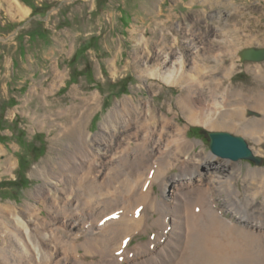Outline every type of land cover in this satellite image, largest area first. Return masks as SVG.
Masks as SVG:
<instances>
[{"label": "bare ground", "instance_id": "obj_1", "mask_svg": "<svg viewBox=\"0 0 264 264\" xmlns=\"http://www.w3.org/2000/svg\"><path fill=\"white\" fill-rule=\"evenodd\" d=\"M7 2L14 7L13 0ZM138 53L134 51L130 62H135L133 68L139 76L182 86L176 105L188 124L233 131L240 127L255 144L263 141L264 110H260L262 118L256 115L249 120L247 109L235 103L239 93L229 86L222 93L216 91L222 82L213 78L223 67L222 61L216 59L210 65L196 59L188 72L182 54L162 51L151 56L147 50L142 67ZM110 65L115 76V61ZM206 72L215 81L213 85L207 82ZM229 72L226 69L223 78ZM204 89L208 92L206 107L201 108L194 98ZM238 96L243 104H249L242 94ZM81 101L82 105L59 110L60 121L47 111L40 116L44 125L49 120L55 127L52 145L61 147L63 154L40 170L41 183L31 193L36 203L26 202L19 208L0 203V264H207L205 253L212 248L216 259L224 258L229 264H264V225L249 221L253 215L264 218V166L249 169L241 177L234 163L227 161L233 166L227 177H222L219 165L210 168L204 178L200 174L202 160L189 156L192 141H187L186 129L157 111L150 101L136 103L131 96L123 98L105 113L94 134L87 131L88 121L100 102L96 94L83 96ZM256 101L262 104L264 98ZM214 158L208 153L207 160ZM254 158L256 165H262L258 156ZM14 164L5 158L0 168L6 173ZM172 168L179 172L167 179ZM235 177L242 179L241 191L233 190ZM155 184L159 185L160 200L152 195ZM215 192H225V209L238 219L233 220V227V221L222 218L225 210L216 205ZM258 195L263 199L257 207L254 200ZM199 208L198 223L193 218ZM43 211L46 214L41 215ZM150 211L158 214L151 216L152 226L161 229L154 238L161 239L166 231V241L153 252L149 251L152 240L130 247V239L143 232ZM245 219L249 228L239 225ZM229 233L236 235L229 237ZM224 253L228 254L224 257Z\"/></svg>", "mask_w": 264, "mask_h": 264}, {"label": "rangeland", "instance_id": "obj_2", "mask_svg": "<svg viewBox=\"0 0 264 264\" xmlns=\"http://www.w3.org/2000/svg\"><path fill=\"white\" fill-rule=\"evenodd\" d=\"M13 1L14 7L7 0H0V148L3 150L0 164L5 158L15 163L9 172L0 168V203H10L18 208L26 202L36 203L31 193L41 183L40 170L59 153V156L63 154L61 147L52 145L51 139L57 134L55 127L49 120L44 125L40 116L47 111L60 121L59 110L82 105L81 98L90 94H96L100 102L99 109H95L88 121L90 134L99 131L105 113L112 106L131 96L136 103L150 101L157 111L168 114L174 123L186 129L187 141H192L189 156L202 160L200 174L204 178L209 176L210 168L219 165L223 178L232 172L233 166L237 167L241 177L249 169L264 166V139L255 144L249 132L240 127L233 131L188 124L176 105L184 90L182 86H170L139 76L133 68L135 62H130L135 50L139 52L142 67L147 60V50L151 56L162 51L182 54L184 70L188 72L196 59H204L210 65L215 64L216 59L222 61L223 67L213 78L222 82L216 91L222 93L229 86L249 103L243 104L236 94L239 102L235 103L247 109L245 117L249 120L256 115L260 117L264 102H254L264 98V61H244L243 52L264 49V0ZM161 21L164 24L157 25ZM112 60L118 68L115 76L110 72ZM226 69L230 72L223 78ZM205 74L209 85H213L215 81L210 73ZM207 93L206 89L197 93L194 98L197 106L206 107ZM214 132L240 137L252 151V156L262 160V165L213 153L209 133ZM208 153L215 158L207 160ZM227 161L234 163L233 166ZM178 172V168H172L166 174L167 179ZM241 177L234 178L233 190H242ZM217 178L218 175L214 179ZM152 190V195L160 200L159 185L155 184ZM223 195L225 192L214 193L216 205L225 210L222 218L237 221L236 215L226 211L227 201ZM262 199L263 196L258 195L255 206H260ZM213 205L215 207L214 202ZM149 213L143 232L135 234L129 246L152 240L153 248L149 251L153 252L157 245L166 241L168 233L165 231L161 239L154 238L161 229L151 224V216L158 214ZM44 214L45 211L41 213ZM201 214L199 208L198 215L193 218L198 223ZM246 220L239 225L244 223L249 228ZM234 221L230 223L231 227ZM249 221L264 225V218L257 215L251 216ZM233 235L236 234L229 233V237ZM261 236L264 240V235ZM208 252L204 258L207 264H229L224 258L216 259L214 248Z\"/></svg>", "mask_w": 264, "mask_h": 264}, {"label": "water", "instance_id": "obj_3", "mask_svg": "<svg viewBox=\"0 0 264 264\" xmlns=\"http://www.w3.org/2000/svg\"><path fill=\"white\" fill-rule=\"evenodd\" d=\"M243 60L264 61V49H249L243 52ZM209 137L212 152L233 160L247 159L253 162L257 161L241 138H234L226 133H209Z\"/></svg>", "mask_w": 264, "mask_h": 264}, {"label": "trees", "instance_id": "obj_4", "mask_svg": "<svg viewBox=\"0 0 264 264\" xmlns=\"http://www.w3.org/2000/svg\"><path fill=\"white\" fill-rule=\"evenodd\" d=\"M23 2H26L25 0H22ZM203 132H200V135H202ZM36 151V150H35ZM34 152V151H33ZM35 153V152H34ZM22 170V169H21Z\"/></svg>", "mask_w": 264, "mask_h": 264}]
</instances>
